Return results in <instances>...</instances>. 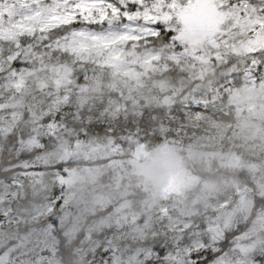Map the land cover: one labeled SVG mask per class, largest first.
I'll return each mask as SVG.
<instances>
[{
	"label": "snow or ice",
	"instance_id": "6c2138e0",
	"mask_svg": "<svg viewBox=\"0 0 264 264\" xmlns=\"http://www.w3.org/2000/svg\"><path fill=\"white\" fill-rule=\"evenodd\" d=\"M0 264H264V0H0Z\"/></svg>",
	"mask_w": 264,
	"mask_h": 264
}]
</instances>
